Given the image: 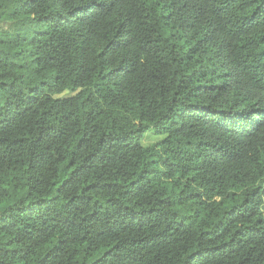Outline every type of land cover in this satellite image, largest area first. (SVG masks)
Segmentation results:
<instances>
[{
  "label": "trees",
  "instance_id": "obj_1",
  "mask_svg": "<svg viewBox=\"0 0 264 264\" xmlns=\"http://www.w3.org/2000/svg\"><path fill=\"white\" fill-rule=\"evenodd\" d=\"M0 264H264V0H0Z\"/></svg>",
  "mask_w": 264,
  "mask_h": 264
},
{
  "label": "rangeland",
  "instance_id": "obj_2",
  "mask_svg": "<svg viewBox=\"0 0 264 264\" xmlns=\"http://www.w3.org/2000/svg\"><path fill=\"white\" fill-rule=\"evenodd\" d=\"M146 136H147V135H146ZM148 137H151V136L148 135L146 138H148Z\"/></svg>",
  "mask_w": 264,
  "mask_h": 264
}]
</instances>
